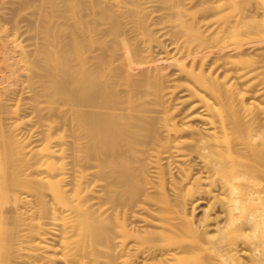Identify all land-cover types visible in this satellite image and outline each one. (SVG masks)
I'll use <instances>...</instances> for the list:
<instances>
[{"label":"bare ground","instance_id":"1","mask_svg":"<svg viewBox=\"0 0 264 264\" xmlns=\"http://www.w3.org/2000/svg\"><path fill=\"white\" fill-rule=\"evenodd\" d=\"M1 1L0 264H264V0Z\"/></svg>","mask_w":264,"mask_h":264},{"label":"rangeland","instance_id":"2","mask_svg":"<svg viewBox=\"0 0 264 264\" xmlns=\"http://www.w3.org/2000/svg\"><path fill=\"white\" fill-rule=\"evenodd\" d=\"M0 1H1V0H0ZM6 1H7V0H5L4 2H6ZM8 1H9V0H8ZM2 2H3V0L1 1V3H2ZM2 4H3L5 7L8 6V8H9V6H11V5L13 6V4L10 3V2H9V3L6 2L5 4H4V3H2ZM2 4H0V5L3 6ZM5 10H8V9H5ZM24 16H25V15H24ZM24 16H21V17H22V20H21V17H20V20H21V21H20V24H21V25L23 24V25L26 27V25H28V24H27V23H28V22H27L28 20H26V16H25V19H24V18H23ZM23 19H24V20H23ZM24 21H25V22H24ZM23 22H24V23H23ZM203 205H204V204H201V206L198 208V210H197L198 212L200 211V209H202L201 207H203ZM197 211H196V213H197Z\"/></svg>","mask_w":264,"mask_h":264}]
</instances>
